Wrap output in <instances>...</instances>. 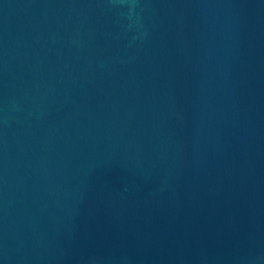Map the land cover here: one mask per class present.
Instances as JSON below:
<instances>
[{"label":"water","instance_id":"1","mask_svg":"<svg viewBox=\"0 0 264 264\" xmlns=\"http://www.w3.org/2000/svg\"><path fill=\"white\" fill-rule=\"evenodd\" d=\"M0 264H264V0H0Z\"/></svg>","mask_w":264,"mask_h":264}]
</instances>
